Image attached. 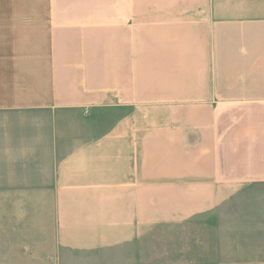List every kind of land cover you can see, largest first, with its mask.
<instances>
[{
	"label": "crops",
	"instance_id": "0c3cea01",
	"mask_svg": "<svg viewBox=\"0 0 264 264\" xmlns=\"http://www.w3.org/2000/svg\"><path fill=\"white\" fill-rule=\"evenodd\" d=\"M201 218L166 264H264V0H0V264Z\"/></svg>",
	"mask_w": 264,
	"mask_h": 264
},
{
	"label": "rangeland",
	"instance_id": "374dc122",
	"mask_svg": "<svg viewBox=\"0 0 264 264\" xmlns=\"http://www.w3.org/2000/svg\"><path fill=\"white\" fill-rule=\"evenodd\" d=\"M125 110H114L111 117L115 119ZM147 116L157 119L156 109L146 110ZM110 117V118H111ZM207 218L200 219L198 234L194 235L193 224L183 222L178 224H161L153 229L152 235L141 240L139 258L141 264H166V259H178L179 248L186 243L194 242V238L200 235V240H208Z\"/></svg>",
	"mask_w": 264,
	"mask_h": 264
}]
</instances>
